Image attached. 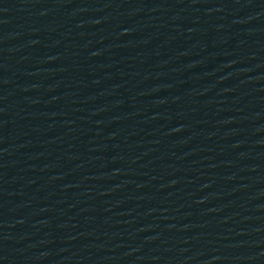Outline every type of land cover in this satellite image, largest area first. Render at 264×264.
<instances>
[{"label": "water", "instance_id": "95a60500", "mask_svg": "<svg viewBox=\"0 0 264 264\" xmlns=\"http://www.w3.org/2000/svg\"><path fill=\"white\" fill-rule=\"evenodd\" d=\"M0 264H264V0H0Z\"/></svg>", "mask_w": 264, "mask_h": 264}]
</instances>
